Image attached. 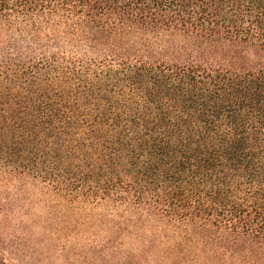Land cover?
Listing matches in <instances>:
<instances>
[{
	"label": "trees",
	"instance_id": "trees-1",
	"mask_svg": "<svg viewBox=\"0 0 264 264\" xmlns=\"http://www.w3.org/2000/svg\"><path fill=\"white\" fill-rule=\"evenodd\" d=\"M0 194V264H264V0H0Z\"/></svg>",
	"mask_w": 264,
	"mask_h": 264
},
{
	"label": "rangeland",
	"instance_id": "rangeland-1",
	"mask_svg": "<svg viewBox=\"0 0 264 264\" xmlns=\"http://www.w3.org/2000/svg\"><path fill=\"white\" fill-rule=\"evenodd\" d=\"M16 192H19V191L16 190L15 194L10 193V197L14 198L16 196V199L20 200V203H19L20 208L18 210H15L14 212H10L9 218H8L10 227L7 232H11L13 230V226L15 225L16 219L17 220H20V219L27 220V213H26L27 207H26L25 195L23 194V192L21 193V191L19 195H16ZM0 196H2V194H0ZM35 215H37V211L33 210V212H30L28 220L32 216H35ZM29 224H30V221H29ZM35 231H38V230H35ZM16 233L14 232L13 235H16ZM23 236L24 237H22L21 235L20 238H22V242L25 243L24 254L26 258H28V260H29V257L34 256V258H37L40 262H42V264H99V263H91V261H85L83 260V258H77L75 257L74 254L71 255L70 253H67L65 251L62 254L55 252L53 248L49 251L44 246V244L38 243L34 239L33 240L31 238L29 239L28 238L29 236L27 237V235H23ZM46 246H47V243H46ZM33 249H35V251H33ZM47 251L49 252V254H46Z\"/></svg>",
	"mask_w": 264,
	"mask_h": 264
}]
</instances>
